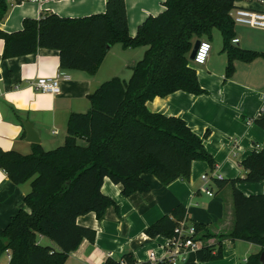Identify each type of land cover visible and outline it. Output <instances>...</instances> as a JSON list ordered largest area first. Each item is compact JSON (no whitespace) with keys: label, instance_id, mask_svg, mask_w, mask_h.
I'll return each mask as SVG.
<instances>
[{"label":"trees","instance_id":"16d2710c","mask_svg":"<svg viewBox=\"0 0 264 264\" xmlns=\"http://www.w3.org/2000/svg\"><path fill=\"white\" fill-rule=\"evenodd\" d=\"M239 1L166 0L165 11L148 17L135 37L129 33L125 0H106L102 14L65 18L49 13L39 20L25 19L20 32L0 30L5 41L3 59L34 54L40 48L53 49L60 53L61 69L90 76L97 74L117 44L124 49L147 48L128 82L115 77L103 83L88 97L90 109L70 116L62 146L46 151L35 144L29 155L0 149V168L15 185L32 180L25 207L5 229L0 228V255L9 252L10 264H66L84 240L95 241V231L79 225L78 218L94 213L102 220L109 208L118 210L115 201L102 192L106 178L120 185L122 195L128 198L151 191L146 175L168 186L178 179L188 180L195 161H205L215 169L204 146L209 132L199 137L183 119L152 113L147 103L179 91L205 92L189 55L195 38L210 39L215 29L222 34V51L228 56L227 79L235 72V61L252 62L264 56L233 43L236 25L231 13ZM8 11V1L0 0V19ZM256 123L264 128V118ZM242 166L248 172L246 178L231 181L236 210L231 238L260 246L261 251L246 264H264V194L248 197L236 188L239 182L264 181V147L255 150ZM228 182L218 181L219 187ZM186 214V207L180 205L145 233L152 239L172 237ZM196 226L203 231L202 226ZM39 235L55 247L39 244ZM221 257V249L215 253L205 247L197 252L199 261ZM105 264L139 263L128 253Z\"/></svg>","mask_w":264,"mask_h":264},{"label":"crops","instance_id":"0c3cea01","mask_svg":"<svg viewBox=\"0 0 264 264\" xmlns=\"http://www.w3.org/2000/svg\"><path fill=\"white\" fill-rule=\"evenodd\" d=\"M9 11L0 19V30L12 34L23 30L25 19L39 20L52 13L65 18H84L106 11V0H39L22 2L7 0ZM166 0H125L129 33L135 37L138 27L150 16L165 11ZM237 6L264 12V4L257 0H240ZM236 47L264 55V30L236 25ZM209 41L212 51L203 66L190 64L197 72L201 95L182 91L164 98L157 97L147 103L149 111L167 117L183 119L199 137L213 157L215 169L205 161L192 164L188 180L178 179L168 186L156 177L146 175L151 191L124 197L122 187L109 178L104 180L102 192L117 204L105 217L98 220L94 213L79 217V225L95 231V241L84 240L79 249L70 254L66 264H105L131 253L139 264L148 263V255L154 251L162 255L165 237L150 238L146 229L165 215L183 205L186 219L203 227L198 234L201 248L210 247L222 257L213 261H199L197 252H190L182 264H246L248 258L261 251L260 246L232 239L235 229L236 210L231 181L245 179L248 172L242 162L255 150L264 147V128L256 123L264 118V56L252 62L235 61V72L225 77L228 56L223 53V37L214 30L212 38H195ZM5 41L0 38V149L17 151L23 155L32 153L33 145L39 144L46 151L62 146L67 137V127L73 113H86L90 109L88 97L103 83L120 77L127 68H133L147 48L124 49L115 45L107 54L95 76L78 70L60 68V53L40 48L36 53L3 59ZM191 56V54L189 55ZM190 58V57H189ZM61 71L67 79L60 83L61 93L52 95L36 91L29 83L36 77H53ZM33 124L39 142L27 140L22 124ZM53 132H57L54 134ZM208 175L205 184L201 177ZM218 181H229L221 188ZM32 180L15 185L0 168V228L5 229L20 209L24 198L31 191ZM209 188L208 196L203 188ZM245 196L264 194V181L257 184H236ZM38 242L44 246L55 245L41 235ZM199 250V251H200ZM9 252L0 255V264H10Z\"/></svg>","mask_w":264,"mask_h":264},{"label":"built area","instance_id":"2783aa9c","mask_svg":"<svg viewBox=\"0 0 264 264\" xmlns=\"http://www.w3.org/2000/svg\"><path fill=\"white\" fill-rule=\"evenodd\" d=\"M22 2H38L39 0H20ZM259 3L264 4V0H257ZM234 19L235 25L249 26L256 29L264 30V12L253 11L244 7H237L231 13ZM239 40L233 39V43L237 44ZM212 51V45L209 41H201L196 51L193 60H190L193 65L203 66L207 63L210 53ZM62 79H67L61 71H58L53 77H36L29 81L33 88L42 93H49L52 95H58L61 93L60 83ZM57 134V132H53ZM201 180L207 184L210 179L208 175H203ZM205 193L212 197L214 194L209 189L204 187ZM199 231L197 226L190 223L186 218L180 222L178 227L175 229L172 237L164 239V244L161 247L162 255L158 256L154 251L148 255V263H164L169 264H182L187 262L188 255L190 252L199 251L201 248L200 242L198 241Z\"/></svg>","mask_w":264,"mask_h":264},{"label":"water","instance_id":"95a60500","mask_svg":"<svg viewBox=\"0 0 264 264\" xmlns=\"http://www.w3.org/2000/svg\"><path fill=\"white\" fill-rule=\"evenodd\" d=\"M199 45H200V41H197L195 43V45H194L193 50H192V53H191V56H190V60L194 59L196 51H197ZM22 124H23V126L25 128V131L27 133V140L29 142L38 143L39 142V137H38L37 132L34 129L33 124L29 123L28 121H23ZM261 262L264 263V252L261 255Z\"/></svg>","mask_w":264,"mask_h":264},{"label":"rangeland","instance_id":"374dc122","mask_svg":"<svg viewBox=\"0 0 264 264\" xmlns=\"http://www.w3.org/2000/svg\"><path fill=\"white\" fill-rule=\"evenodd\" d=\"M145 54V53H144ZM144 54H143V56L142 57H139L140 59H138V62L140 61V60H142V58L144 57ZM190 63L191 64H193L191 61H190ZM131 76H132V69L131 68H127L126 69V72L123 74H121V76L119 77L121 80H123V81H126V82H128L129 80H130V78H131Z\"/></svg>","mask_w":264,"mask_h":264}]
</instances>
